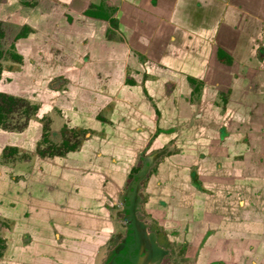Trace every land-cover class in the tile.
I'll return each mask as SVG.
<instances>
[{
	"label": "crops",
	"instance_id": "0c3cea01",
	"mask_svg": "<svg viewBox=\"0 0 264 264\" xmlns=\"http://www.w3.org/2000/svg\"><path fill=\"white\" fill-rule=\"evenodd\" d=\"M39 1L73 18L59 25L58 66L49 63L50 50L41 44L37 55L48 66L33 63L15 74L14 90L26 89L28 105L39 107L23 128H0V151L11 144L32 152L43 132L56 139L65 127L84 130L83 154L59 160L37 154L42 162L30 159L29 169L20 162L0 164V216L11 220V231H26L27 239L6 242L15 252L8 259L1 254L0 264H160L169 244L148 228L151 252L117 258L116 249H107V241L128 227L140 238V193L148 195V205L169 200L173 216L159 223L162 230L191 215L186 234L192 242L204 239L196 264H264V174H241L244 167L257 168L253 164L264 153V124L258 121L264 106V0ZM90 2L103 18L83 13ZM107 17H114L115 28ZM49 25L55 28L51 19ZM51 30L48 40L55 35ZM36 38L38 45L44 36ZM54 77L63 78L53 84ZM224 85L248 93L250 111L229 104L231 116L221 117L215 93ZM39 89L41 96L34 95ZM179 121H185L186 134L175 142L171 126ZM174 147L186 154L166 155ZM193 150L210 158L195 159ZM136 164L147 170L122 200L119 221L114 203ZM189 165L195 169L183 182L178 173ZM27 223L35 224L29 232Z\"/></svg>",
	"mask_w": 264,
	"mask_h": 264
},
{
	"label": "flooded vegetation",
	"instance_id": "af4514ba",
	"mask_svg": "<svg viewBox=\"0 0 264 264\" xmlns=\"http://www.w3.org/2000/svg\"><path fill=\"white\" fill-rule=\"evenodd\" d=\"M56 2L60 3L59 0H56ZM8 8H10L11 11H8ZM98 10H100L99 7L97 9V6H95L94 3L90 2L84 8L83 13L89 16H102L103 18L104 15H100ZM23 11H24V15H22L21 13ZM66 17L73 18V15L68 14L64 10H61L60 7L58 6H51L50 8L44 7L43 3L39 0H0V39L3 38V35H4L2 24L5 21L2 18H25L24 21L22 20L23 22H21L20 20L19 21H16V20L12 21V19L8 20L9 22L14 23L15 26L19 25L20 30L13 35L10 46L0 48V99H1L0 102H2V100H4L5 103H10L13 101L23 102L26 107L21 112L22 114H24V119L26 117V121L28 118L36 115L39 105L37 104L28 105L29 101H27L25 98V94L28 93L26 92L27 90L24 88L20 90L19 89L14 90L16 86L14 85L13 79L15 77V74L18 71H20L23 66L29 65L31 67L33 63H37L41 68L48 66V61L46 62V60L44 59L42 61L41 57L37 55L38 46L39 48L43 47V45L41 44H45L44 47H46L47 50H50L51 54H49V57L47 59H50L52 61H50L49 63L51 65L54 64L56 66L60 64L59 62L61 61L62 54H60V50L57 47L59 33H61L59 31L60 29L59 25H62L63 22L61 21L63 20V18H66ZM107 18H110L108 21H109L111 28H115L116 22L115 20L112 19L114 17H107ZM50 19H51L52 25H54L55 28L49 27ZM51 29H53V33H55V35L53 38H50V40H48L45 37L48 36V32L52 31ZM45 33L47 35H45ZM41 35L44 36L43 41H41L40 39L39 40L40 42H38L39 43L38 45L33 44L32 36H36L38 38V36H41ZM28 45H31V46L29 48H26ZM57 78L62 79L63 77H54L53 79H51V81L54 82L53 84H56L58 80ZM16 92H19V93H16ZM33 92H34V95L36 96H41L42 94L41 89L37 91L34 90ZM8 112H9V106L7 105V108H5L4 106H2V104H0V128L7 129L8 127H5L6 125L20 126L21 124L22 126H20L19 128L13 126L11 127V129L19 130L23 128L26 121L20 120L21 123H17L16 121L12 123L4 121L5 114L7 115ZM11 129H8V130H11ZM49 136H50L49 131L43 132V134L41 135L40 139L37 142L38 144L36 143L35 145V148L37 149V151L40 152V156L49 158L48 160H51V159L59 160L61 158L63 159L67 157H76L77 155L81 156V154H83L82 146H83V139L85 137V132L83 129H80V128L67 129L63 127L61 128L60 133L55 140H52ZM39 141H41V145ZM42 144H44V146H42ZM39 146H41L42 148L39 149L38 148ZM7 147L8 149H6ZM3 149L8 150L7 156H9L10 158L16 157L17 160L20 159L19 157L20 153L18 151L19 149L17 148V146L10 144V145H6ZM2 157H5V156H2ZM50 170L52 171L53 169L51 168ZM143 170H145L146 172L147 166L142 168L140 171H143ZM137 171L135 175L133 174L131 176L132 181H134L135 176L140 172V171L138 172ZM145 172L143 176H145ZM137 181L138 180H136V184H137ZM144 183L145 182H143L142 180L141 185L144 186ZM130 184H127L125 187L123 186L120 192V198L117 199L116 201L114 200L116 202V204L114 203L115 205L114 208H117V211H119L116 213L117 216L122 215L120 204L122 203V200H124V197L126 195L125 192L128 190ZM146 203H148V201L144 200V205ZM107 206L109 205H106V207ZM25 215L27 216L29 214L26 212ZM0 217L4 218V220L8 219L3 216H0ZM34 225L35 224L27 223L26 226L25 225L24 226L25 228H27V231L29 232ZM44 228L45 227H42V231L46 232L47 229H44ZM134 232L136 235H138L139 233V231L136 232V230ZM36 233L37 232H34V234ZM161 233H163V230ZM31 234L32 232L29 233L30 237H29L28 242L32 241ZM119 235L120 233H116V235H113L111 239H114L115 236H119ZM23 241L26 242L27 239ZM5 244H6L5 239L1 236L0 237V256L2 254L3 249L6 246ZM140 246L141 244L139 242L138 248H140ZM172 263L175 264L176 262H172ZM209 264H217V263H209Z\"/></svg>",
	"mask_w": 264,
	"mask_h": 264
},
{
	"label": "rangeland",
	"instance_id": "374dc122",
	"mask_svg": "<svg viewBox=\"0 0 264 264\" xmlns=\"http://www.w3.org/2000/svg\"><path fill=\"white\" fill-rule=\"evenodd\" d=\"M10 8H8V11H11ZM21 13H22V15H24V11L21 12ZM2 19H4L5 22H3V24H2V29H3L4 35H3V38L0 39V48L1 47L10 46V43L12 42L11 39L13 38V35L20 30L19 25L15 26L14 23L9 22L8 20L9 19H12V21H15V20L19 21L20 20L21 22H23L25 20V18H2ZM242 72L244 73V72H246V70H241V73ZM231 74H232V71H231ZM239 88L243 89L242 87H239ZM259 89L264 90V86L263 87H259ZM238 90L239 89H234L233 90L232 87H227L225 85L221 86L220 88H218L216 90V93H215L216 94V100H217V105L219 104V107L221 109V111L219 112L221 117L225 116V114H226V116H231V112L230 111H231V109L233 110V108H230V111H229V109L225 107V105L228 106L229 104L232 105V107H233V105L239 106V107L241 106L242 110L244 109L246 111H250L249 101H248L249 99H246V98H250V95L248 93L246 94V93L240 92ZM242 95H244V96H242ZM224 97H226V99L229 100V101L231 100V102L228 101L229 102V103L227 102L228 104L221 103V98H224ZM244 97H245V100H243ZM251 98H252V96H251ZM256 98H259V97L258 96L257 97L253 96L252 99H256ZM18 102L19 101H13V102H10V103H5L4 100H2V102H0V104H2V106H4L5 108H7V105L9 106V112L7 113V115L5 114V118H4L5 122L7 121V122H11L12 123V122L16 121L17 123H21L20 120L26 121V117L24 119V114H22V112H21L22 110L25 109L26 106H25V104L23 102H19V103ZM251 106H252V104H251ZM261 109H263V110H260L258 112V117H259L258 121L259 122L262 121V123L264 124V120H263L264 106H262ZM195 111H197L198 114L203 112L202 109H200V107L195 109ZM223 112H226V113H223ZM227 113H228V115H227ZM260 113H261V115H260ZM194 119L196 121L195 122L196 124H200V119H199L198 116L196 118L194 117ZM43 121L45 122L46 119L43 120ZM48 121H49V119H48ZM181 121L178 122L179 127L171 126V128H175L174 130L177 131V134H178L173 139V140H175V142L186 134L185 130L182 131L184 127H181L183 125V122H185V121H183V122H181ZM13 126H15V125H6L5 127H8L7 129H11V127H13ZM20 126H22V124ZM20 126H15V127L19 128ZM56 126H58V124H56ZM171 136L172 135H169V136L166 135V138H168V137L170 138ZM245 136H246V134H245ZM49 137L52 140H55L56 135L55 136L50 135ZM246 138H247V136H246ZM246 141L248 142V139ZM39 143L41 145V141H39ZM42 146H44V144H42ZM38 148L40 149L42 147L39 146ZM6 149H8V147ZM7 152H8V150H5V149L0 151V164H2V165L3 164H7L8 167H9V165L12 166V167H15L16 165H19V162H20V165L21 164H27L26 168L29 169V167L31 166L30 162H29L30 159L31 160H35L36 164H39V165L42 162V160L37 155V154L40 155V152H38L36 148L32 152H29V151L21 152L20 151L21 153L19 152L20 153L19 154L20 155L19 156L20 159L18 158L19 160H17L16 157H11L10 158L9 156H7ZM244 153L248 154L249 151H246V150L242 151V154L235 156V158L236 159H240V158L242 159ZM184 154H186V152L184 150H182L181 148L179 149L177 147L176 148L174 147L171 150H167V152H166V155H178V156H181V155H184ZM232 154H233V152H232ZM191 155H193L194 156L193 158H195V159L197 158V159H201V160H204V161H206V159L210 158L204 152L197 151V150H193L191 152ZM2 156H5V157H2ZM40 157H42V156H40ZM249 157H246L245 160L247 159V161H249L250 160ZM162 158H163V156H162ZM204 161H202V162H204ZM253 165L254 166L256 165L257 168L258 167L259 168L257 169V168L252 166L253 169L250 171L248 167H244V168L241 169V174L249 175V174H255V172H259V173H263L264 174V153L262 154V156H259L258 161L254 162ZM180 167H182V166H180ZM22 168H24V167H22ZM139 168H140L139 164L138 165L137 164L134 165L130 169L128 177L131 178V176L133 174H135L136 171ZM193 169H195V168H192L191 165H189V167L188 166H184L183 170H181V168H179V171L180 170L181 171L178 173V175H181V176L183 175L182 176L183 182H187V175H188V173L190 174V172ZM228 173H230V175H231L232 174V170H231V172L228 171ZM39 178H40V175H39ZM144 180L145 179H143V181ZM229 181L231 183L226 184V188H228L227 190H231V188H233L232 179H229ZM185 184H188V183H185ZM217 184H214V185H217ZM140 196H141V209H140L141 216L140 215L139 216L141 217V220L146 223L148 230L155 231L159 235L161 233L160 230L162 229V227H161V225L159 223L160 222L164 223L167 220H171L170 217H169V215H171V214L168 211V201L169 200H165L163 198L162 201L160 202L161 199H157V200L151 199V202L149 203V205L148 204L144 205V200L145 201H149V200H147L148 199V195L146 194L145 196H143V194H141ZM198 199H200V197ZM104 200H106L105 202L112 203L111 201H109L107 199H104ZM218 200L219 199H217V198L215 199V201H218ZM3 205H5L7 207L8 203L6 202ZM174 205H173V207H174ZM162 206H165V207L163 208ZM183 210H184V208H183ZM117 212H119V211H117ZM116 213H115V217L120 221V219L122 218V215L117 216ZM177 214H178V212H177ZM151 215H153V217ZM185 215L186 214L183 215L184 217L183 216H179V219H180L179 221H178V219L174 220L173 225L170 226V229H169L170 231L169 230L167 231L166 229H164L163 233L160 234V236L164 239V241L165 242L167 241L166 243L169 244V246H167V248L165 249L166 251L164 253V259L162 260V262L160 264H173L172 262H176L175 264H196V262L198 261L199 255L201 253V246L203 245L204 239L199 238L198 242L195 239L193 240V242L191 241L192 240L191 237H189L186 234L187 219L191 215H187V216H185ZM171 216H173V215H171ZM10 221L11 220H9V219H5L4 220V218L0 217V237L2 236L5 239V242H8L10 244L13 243V245L24 243L23 240H25V239H24L23 235L26 234L25 233L26 231H20V230L18 232L17 231L16 232L11 231L12 227H13V225H12L13 223L10 222ZM123 233H120L119 236H115L114 239H109L107 241V249L109 250V252H111L110 250H115L119 246V244L122 241L120 239L122 238ZM115 235H116V233H115ZM169 235H171L173 237L172 240L168 237ZM10 244H7V245L5 244L6 246L3 249V251H2V256L6 257L7 259L9 258L10 254L15 252V248H16L15 246L14 247L10 246ZM142 245H143V247H145V249H147V250L150 249L149 248L150 246L148 247V241L147 240L143 239L142 240ZM140 250H141V246H140L139 252H140ZM149 251L151 252L152 250L150 249ZM137 255H139V254L137 253Z\"/></svg>",
	"mask_w": 264,
	"mask_h": 264
},
{
	"label": "water",
	"instance_id": "95a60500",
	"mask_svg": "<svg viewBox=\"0 0 264 264\" xmlns=\"http://www.w3.org/2000/svg\"><path fill=\"white\" fill-rule=\"evenodd\" d=\"M145 170L140 171L134 178V181H132V183L129 185L128 190L125 192L126 194L128 192H132L133 189L137 188V184H136V180H138L140 177L143 176ZM136 206V205H135ZM137 208V207H136ZM133 213L134 211L132 210V212H130L129 215H127V217H133ZM139 216V215H138ZM128 220V219H127ZM138 225L140 226V238H139V234L136 235L135 234V230L128 227L126 229H124V238L121 241V244L116 248V250L114 251V254H116L117 258H122L123 256H128V255H133L136 252H138V254L143 253V250L137 251V243L140 242L141 240V244H142V240L145 239L148 241V245H150L151 248V236L152 233L150 231H147V225L144 221L141 220V222H138ZM137 232V231H136ZM142 249V248H141ZM133 252V254H132ZM147 252V251H146ZM117 264H135L134 261H131L130 263H123V262H119ZM151 264H155V263H151Z\"/></svg>",
	"mask_w": 264,
	"mask_h": 264
},
{
	"label": "bare ground",
	"instance_id": "6f19581e",
	"mask_svg": "<svg viewBox=\"0 0 264 264\" xmlns=\"http://www.w3.org/2000/svg\"><path fill=\"white\" fill-rule=\"evenodd\" d=\"M140 244H141V243H140ZM148 247H149V245H148ZM141 248H142L141 250H143V253H144V254H145L146 251H147L146 253L149 252V250L145 249V247H143L142 244H141ZM139 249H140V248H137V251H139ZM143 253H141V254H143ZM136 254H137V252H136ZM134 255H135V254H134Z\"/></svg>",
	"mask_w": 264,
	"mask_h": 264
}]
</instances>
